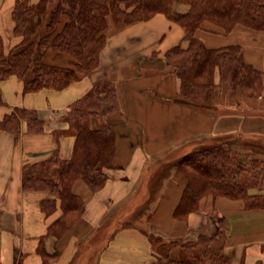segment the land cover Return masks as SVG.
I'll list each match as a JSON object with an SVG mask.
<instances>
[{
  "label": "crops",
  "instance_id": "crops-1",
  "mask_svg": "<svg viewBox=\"0 0 264 264\" xmlns=\"http://www.w3.org/2000/svg\"><path fill=\"white\" fill-rule=\"evenodd\" d=\"M16 1L0 0V35L6 51L20 41L12 33ZM107 24L98 65L64 89L24 93L15 76L0 82V119L13 107H24L34 110L43 122L42 131L32 133L22 119L17 137L0 129V264H43L37 250L40 237L61 210L57 207L46 215L40 200L50 192L23 189V165L47 159L56 149L62 158L69 157L75 130L64 117L75 101L104 79L115 85L118 104L106 118L116 133L109 177L94 192L83 180H75L72 190L83 200L84 209L62 236L48 235L41 241L47 253L57 254L48 264H152L167 252L180 259L179 246L169 248L166 243L194 240L199 233L207 234L212 245L229 256L230 264L264 263V208H246L242 199L208 194L198 200L196 211L179 220L172 213L186 179L174 166L160 176L168 163L213 135L237 133L264 139V73L261 94L248 97L238 90L222 91L216 108L203 111L175 101L179 79L174 74L139 73L145 66L159 69L169 49L188 46L178 23L156 13L122 26L108 17ZM195 38L208 49L239 45L244 61L264 70V30L237 24L226 33L204 21ZM42 59L57 66H69L71 60L51 48ZM48 174L46 178L55 180ZM151 193L154 198L149 202ZM250 193H264V188H251ZM142 207L144 211L139 210ZM134 211L139 217L128 220ZM149 234L161 241L153 244Z\"/></svg>",
  "mask_w": 264,
  "mask_h": 264
},
{
  "label": "trees",
  "instance_id": "trees-1",
  "mask_svg": "<svg viewBox=\"0 0 264 264\" xmlns=\"http://www.w3.org/2000/svg\"><path fill=\"white\" fill-rule=\"evenodd\" d=\"M156 13L178 23L188 42L186 48L178 45L165 54L167 58L186 55L188 61L173 71L180 81L175 101L212 112L218 95L213 75L217 69L221 80L229 81L233 90L248 97L261 94L264 70L261 72L246 63L239 45L208 49L195 38V31L204 21L216 24L226 33L237 24L264 30V0H37L35 4L30 0H17L12 10V33L19 36L20 41L6 51L0 35V82L15 76L22 82L24 93L43 88L62 90L98 65L99 53L106 40L108 17L115 26H122L148 20ZM48 48L70 56V65L46 64L42 58ZM86 92L64 117L75 130V137L69 157L61 160L58 179L45 177L47 168L60 158L58 149L47 159L27 161L23 165V189L43 188L50 192L49 197L40 200L46 215L57 207L61 210L48 225L46 234L40 237L37 250L43 264H48L57 255L45 251L41 245L43 238L62 236L84 209L83 200L72 190L75 180H83L94 192L102 189L109 177L115 130L111 123L103 122L94 128L86 117L99 115L103 102L107 104L104 112L114 113L116 87L104 79ZM38 118L32 109L13 107L0 119V129L17 137L23 119L27 121L28 132L38 133L43 126ZM260 150L264 151V139L237 133L213 135L199 141L173 163L186 179L172 213L174 217L184 220L187 213L198 209V200L208 194L242 199L246 208H264V193H250L251 188H264V154L262 160L250 158ZM153 198L154 194H149V202ZM135 212L138 214V211L131 214ZM149 238L153 244L161 241L152 234ZM166 245L169 248L179 246L182 257L175 259L167 252L157 256L152 264H230L229 256L221 248H215L205 233H199L194 240ZM254 264L264 263L255 261Z\"/></svg>",
  "mask_w": 264,
  "mask_h": 264
},
{
  "label": "rangeland",
  "instance_id": "rangeland-1",
  "mask_svg": "<svg viewBox=\"0 0 264 264\" xmlns=\"http://www.w3.org/2000/svg\"><path fill=\"white\" fill-rule=\"evenodd\" d=\"M181 9H183V8H180V10ZM186 62H188L186 60V55L172 56L171 58H167L165 56L164 59H163V61H162V63H159L161 65V67L159 69H156L154 66H151V67L150 66H145L144 69H140L139 73H143L144 75H155V74H159L160 75L161 73H166V72L168 73V72H170V73L174 74L173 71L175 70L176 66H178V65L184 66V65L187 64ZM151 65H152V63H151ZM213 75H214V81H215L216 84H217L216 78L219 76V84L216 85V86H214L216 92L218 93L217 98L215 99L216 101H218L217 99H218V96H219V92L222 93V91H224V92L227 91V93L229 94V93H232L233 91H236V90H233L230 87L231 85H230L229 81H225L226 79L225 80H221L218 69L216 70V72ZM116 103H117V98H116V101L114 102V104H115L114 105V109H113L114 112H116V110H117V105L118 104H116ZM101 104L103 106V109L99 112V115L97 114L96 116L86 117L87 118V122H89V124H91V126L94 127V128L100 126V124L102 122L103 123H108L106 121V118L112 114V113H108L107 114V113L104 112L105 111V107L107 105V104H105V102H103ZM104 104H105V106H104ZM215 108L214 107H211L212 110L215 109ZM222 109H219L220 110L219 112H222L223 111ZM85 119H83V120H85ZM234 147H235V145H234ZM239 148L241 149V147H239ZM242 152H244V151L242 150ZM247 153L248 154H251L252 152L251 153L250 152H247ZM259 153H261V154L259 155ZM259 153L258 154H255L256 155L255 157H251L250 155L249 156H250V158H256L258 160H262L263 159L264 151H261L260 150ZM59 155H60V153H59ZM61 160H62V157L61 156H60V158L59 157L56 158V162L53 163V164H51V167H48L47 168V172L49 173L48 175L51 176V177L54 175V179L55 180L58 179V170H59L58 168L60 167V164L62 163ZM173 163H174V161L168 163L167 166H165L164 168H162L160 170L161 171V175L160 176H162V175L164 176L166 174H169L170 171H171V168L173 166L175 167V165ZM53 173H55V174H53ZM157 175L158 174H156V176ZM142 182L144 183L146 181L143 180ZM136 199H139V197H136ZM140 210H142V208H140ZM122 212H124V211H122ZM136 213L137 212H135L134 214L129 215V217L127 219L129 220L130 217H133V216L134 217H139V213L138 214H136Z\"/></svg>",
  "mask_w": 264,
  "mask_h": 264
}]
</instances>
